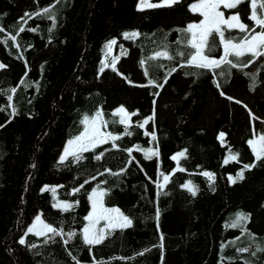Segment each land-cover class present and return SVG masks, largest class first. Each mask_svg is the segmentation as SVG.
<instances>
[{
  "label": "trees",
  "instance_id": "trees-1",
  "mask_svg": "<svg viewBox=\"0 0 264 264\" xmlns=\"http://www.w3.org/2000/svg\"><path fill=\"white\" fill-rule=\"evenodd\" d=\"M194 1L139 10L138 0H0V264H264V158L248 144L264 135V55L189 64ZM250 1L230 9L247 31L222 26L225 39L261 30ZM254 1L264 19V0ZM203 54L221 57L219 35ZM118 106L134 113L129 125ZM98 109L120 138L60 162ZM52 185L69 208L52 205ZM95 188L132 224L89 245ZM38 212L59 235L20 243Z\"/></svg>",
  "mask_w": 264,
  "mask_h": 264
},
{
  "label": "snow or ice",
  "instance_id": "snow-or-ice-1",
  "mask_svg": "<svg viewBox=\"0 0 264 264\" xmlns=\"http://www.w3.org/2000/svg\"><path fill=\"white\" fill-rule=\"evenodd\" d=\"M178 2L179 0H164L163 4H151L149 6H170L171 4ZM242 2L243 0H200V3L192 6V10L194 12L198 11L199 14L203 16V19L198 24H190L186 30L187 32L191 33V39L188 41V44L196 50L195 53L190 54V59L188 61L189 64H194L195 66L201 68H208L213 65L219 66L221 62L230 63V61L228 60V57L230 55L235 56L237 60H239L245 54H250L253 57L264 55V19L257 18L255 12V2L252 3L253 14L250 18L255 21L256 25L261 29V31L259 33H255V29H252L251 31L255 34L245 35L238 43H234L232 39H225L224 30H222V26L226 29L237 28L241 32H246L247 27L245 24L240 22L239 15L234 14L229 18L225 19L224 13L219 11L218 9L221 7V5H223L224 8L232 9ZM261 7L264 8V5H261ZM48 11L49 9L44 10L45 13H47ZM37 15H39V13H37ZM24 30L25 29L23 27L20 28L21 32ZM0 31H3V29H0ZM214 33L219 35L224 48V55L220 58V60L209 59L203 54L204 47L208 43L209 37H211ZM11 39L14 40L15 37H11ZM109 47H111V43L109 44ZM236 66L237 65L235 63L232 64V67ZM3 67L4 65H0V68ZM117 114L121 115L120 123L126 124L129 118L128 113H126L123 108H120ZM99 118L100 113L97 112L96 116L92 118L91 126H86L84 131L79 136H77L75 140H70L68 142L69 147L65 148L64 155L60 157L61 161L65 160L68 155H74L77 159H79L80 157L77 155L78 152L82 153L89 151L91 148H94L99 144L107 142L108 138H111L112 140H117L120 138L119 136H112L110 133H101L99 128L96 126L97 120ZM84 123L86 125L88 124L87 118H85ZM144 123H147V121H145ZM140 126L142 127L143 125ZM125 132L126 134H130L127 133V128H125ZM223 137L224 134L221 133L220 139L222 142ZM153 139H155L154 136ZM248 144L251 147L252 152L255 155L257 161L264 158V135H261L259 137V147H257V142L255 140L250 139L248 141ZM113 147H115V145H113ZM129 152L131 153V150H129ZM157 154L158 153L156 152L148 150V152L145 153V158L151 159L152 156ZM178 156L183 157L184 153L181 152L178 154ZM96 159H100V156H97ZM172 159L176 160L177 156H173ZM229 159L235 160L237 159V157L235 154H233L229 157ZM251 167H255V164L244 165L245 170H249ZM203 175L208 177V179L212 181L213 176L211 173L204 172ZM168 179V176H164L165 182H167ZM241 179H243V172H238L235 178L229 177V180L232 183H235L237 180ZM158 187H160V185H158ZM184 187L187 188V190L191 192L193 196L196 195V190L193 186H191L190 182L185 184ZM103 195V192H97L96 190H94L92 195L89 197V199L93 201V213H90V215L86 217V219L89 220V224L83 229L84 242L89 245L99 244L105 239V229L101 228L99 229V232H97L96 230V225L101 219H106L108 221L106 227L109 229L113 227L126 228L130 227L132 224V221L128 217L119 214L117 209H104L102 202L99 199ZM98 206L99 211H97ZM69 207L70 206L68 204L63 205V208L65 209ZM112 213H115L116 215L113 216ZM237 219L239 221L245 218L240 216ZM36 222L37 223L29 229V232L35 230L38 235H47L48 233L59 235L56 229L51 228L47 224H44L39 216L36 217ZM233 226H235V224ZM69 235L71 236L73 234ZM20 243H24V241L21 240ZM100 264H104V262H100Z\"/></svg>",
  "mask_w": 264,
  "mask_h": 264
},
{
  "label": "rangeland",
  "instance_id": "rangeland-1",
  "mask_svg": "<svg viewBox=\"0 0 264 264\" xmlns=\"http://www.w3.org/2000/svg\"><path fill=\"white\" fill-rule=\"evenodd\" d=\"M163 2H164V0H161L159 3H153L152 0H143V2H142V0H138L137 8H138L139 10H141V9H144V8L150 7L149 5H151V4H163ZM253 2H255V1H254V0H251V1H250V9H251V11H250L249 17H251L252 14H253V8H252V3H253ZM198 3H200V0H196V1L192 2V3H190V4H189V9H190L192 12H194V11L192 10V6L195 5V4H198ZM218 10L224 13V18H225V19L229 18L230 16H232V15H234V14H235V15H238V14H236V13L231 12L230 9L224 8L223 5H221V7H220ZM195 13H198V14H199L198 11H195ZM199 15H200V14H199ZM256 15H257V13H256ZM200 16H201V15H200ZM202 19H203V16H201L200 21H201ZM250 19H251V18H250ZM200 21H199V22H200ZM251 21H252L254 24H256L254 20L251 19ZM199 22H194V23H191V24H198ZM240 22L242 23L241 20H240ZM243 24H244V23H243ZM189 25H190V24H189ZM260 31H261V30H260ZM260 31H256L255 33H259ZM255 33L251 32L249 35H252V34H255ZM223 55H224V48H223V44H222V55H221V57H222ZM207 57H208V56H207ZM221 57H220V58H221ZM208 58H209V59H213V60H220V58H214V57H208ZM104 59H106L105 56L103 57V62L105 61ZM104 64H105V62H104ZM0 65H2L1 62H0ZM213 66H215V65H213ZM213 66H210L209 68H211V67H213ZM0 69H1V68H0ZM120 108H123V109L125 110V112L128 113L129 118H128V120H127V123H126V124H122V123H121L122 125L127 126V125H129V124L132 122V114H133V112L127 110V109H126L125 107H123V106H118V107H116V108L113 110V114H115V115L117 116V118L119 119V121L121 120V115H120V114H117V112H118V110H119ZM97 112L100 113V118L97 120V124H96V126L99 128L100 132H101V133H104V134H109V133H110L112 136H117L116 133H112V132L110 131V129L107 127V124L105 123L104 115L102 114L101 110L98 109V110H97L95 113H93L92 115H90V116H84V117H83V121H82V122H83V128H82L81 132H80L78 135H76V136H74V137L68 139V140L65 142L64 147H63V149H62V151H61V153H60V155H59V158H58V160H59L60 162H62L61 159H60V157L64 155V153H65V148L69 147V143H68V142H69L70 140H75V138H76L77 136H79V135L84 131V129H85L86 126H88V127L91 126L92 118L96 116V113H97ZM85 118H87V120H88V124H87V125L84 123ZM219 139H220V135H219ZM254 140L257 142V147H259V137L254 138ZM108 141H112V139H111V138H108V139H107V142H108ZM220 141H221V139H220ZM99 145H100V144H99ZM97 146H98V145H97ZM91 149H93V148H91ZM78 153H79V152H78ZM69 156H70V155H68L67 157H69ZM67 157H66V159H67ZM66 159H65V160H66ZM65 160H63V161H65ZM44 188L49 189V190L51 191V193H52V196H53V202H52V205H53L55 208L65 209V208H63V205H64V204H68L69 202H66V201H60V200H58V199L56 198V190H57V186H56V185L45 186ZM53 190H54V191H53ZM94 190H96L97 192H103V193H104V190H103V189H101V188H95V189H93V190L90 192L89 197L92 195V193H93ZM89 197H88V198H89ZM99 199H100V201L102 202V205H103V208H104V209H108V210H111V209H117L118 212H119V214L123 215L117 207L107 206V205L105 204L104 195H103L102 197H100ZM68 205H69V204H68ZM97 211H99V206H98ZM90 213H93V201H92L91 199H89V210H88L87 214L85 215V224H84V226H83V228H82V237H83V229H84V227L87 226V225L89 224V220L86 219V217H88V216L90 215ZM112 215L115 216L116 214H115V213H112ZM37 216H39V217L41 218V220L43 221V219H42V217H41V214L38 212V213L35 215V217L33 218V220L31 221V223H30V224L28 225V227L26 228L24 234L20 237L19 242H20L21 240H23V241L25 240V236H26V234H34V235H37V236H42V235H38L37 232H36L35 230L32 231V232H29V229L32 228V226H33L34 224L37 223V222H36V217H37ZM123 216H125V215H123ZM43 223L46 224L44 221H43ZM107 224H108V221H107L106 219H101V220L97 223V225H96V230L99 232V229L104 228V229H105V233H106L107 231H109V230L112 229V228H111V229L107 228V227H106ZM113 228H114V227H113ZM105 233H104V234H105Z\"/></svg>",
  "mask_w": 264,
  "mask_h": 264
}]
</instances>
